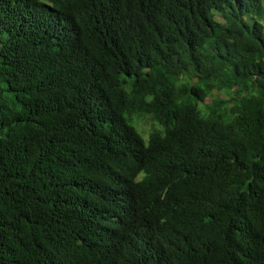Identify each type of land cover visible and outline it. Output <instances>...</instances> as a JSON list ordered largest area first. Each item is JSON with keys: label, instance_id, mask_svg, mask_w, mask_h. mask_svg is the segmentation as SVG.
<instances>
[{"label": "trees", "instance_id": "16d2710c", "mask_svg": "<svg viewBox=\"0 0 264 264\" xmlns=\"http://www.w3.org/2000/svg\"><path fill=\"white\" fill-rule=\"evenodd\" d=\"M0 264H264V0H0Z\"/></svg>", "mask_w": 264, "mask_h": 264}, {"label": "rangeland", "instance_id": "374dc122", "mask_svg": "<svg viewBox=\"0 0 264 264\" xmlns=\"http://www.w3.org/2000/svg\"><path fill=\"white\" fill-rule=\"evenodd\" d=\"M218 98H220V99H227L228 97H227V95H225V94H223V93H219V94H218ZM149 125H150V122H149V121H146L145 124L141 122V123L138 125V129H141V130H143L144 132H146V131L148 130V128L150 127ZM142 135H143V137L146 136L145 133H142Z\"/></svg>", "mask_w": 264, "mask_h": 264}]
</instances>
